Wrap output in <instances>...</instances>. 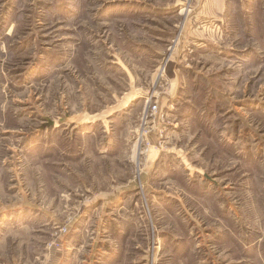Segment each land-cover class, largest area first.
I'll return each instance as SVG.
<instances>
[{
    "label": "rangeland",
    "instance_id": "obj_1",
    "mask_svg": "<svg viewBox=\"0 0 264 264\" xmlns=\"http://www.w3.org/2000/svg\"><path fill=\"white\" fill-rule=\"evenodd\" d=\"M196 1L0 0V264H264V0Z\"/></svg>",
    "mask_w": 264,
    "mask_h": 264
},
{
    "label": "crops",
    "instance_id": "obj_2",
    "mask_svg": "<svg viewBox=\"0 0 264 264\" xmlns=\"http://www.w3.org/2000/svg\"><path fill=\"white\" fill-rule=\"evenodd\" d=\"M201 4L199 5V3ZM196 1L195 6L193 7V15L199 14V13H205L207 15L212 14V16H217L218 19L221 17V15L225 11V4L226 0H200ZM166 7V6H165ZM196 21V20H194Z\"/></svg>",
    "mask_w": 264,
    "mask_h": 264
},
{
    "label": "built area",
    "instance_id": "obj_3",
    "mask_svg": "<svg viewBox=\"0 0 264 264\" xmlns=\"http://www.w3.org/2000/svg\"><path fill=\"white\" fill-rule=\"evenodd\" d=\"M157 116L160 117L161 114L158 112V109H156L155 106H152V108H151V110L149 111V113L147 112L146 115H145V120L147 121L146 123H149V121H150L149 118H150V117L156 118ZM151 122L154 123V121H151ZM144 123H145V122H144ZM153 126H154V125H153ZM151 128H152V127H151ZM144 130H145V129H143V132H144ZM144 136H145L144 133L140 134V135H139V139H140V138H144ZM146 141H147V140H146ZM146 141H145V142H146ZM146 144H147L146 149H149L151 146H152V147H157V146H155L154 144H151V143L149 144V141H147ZM144 145H145V144H144ZM160 147H161V146H160Z\"/></svg>",
    "mask_w": 264,
    "mask_h": 264
},
{
    "label": "bare ground",
    "instance_id": "obj_4",
    "mask_svg": "<svg viewBox=\"0 0 264 264\" xmlns=\"http://www.w3.org/2000/svg\"><path fill=\"white\" fill-rule=\"evenodd\" d=\"M91 117V116H90ZM90 117L83 116L81 119L90 120Z\"/></svg>",
    "mask_w": 264,
    "mask_h": 264
}]
</instances>
